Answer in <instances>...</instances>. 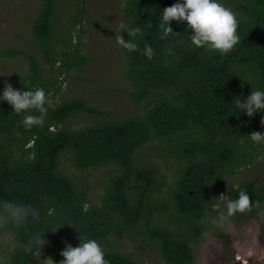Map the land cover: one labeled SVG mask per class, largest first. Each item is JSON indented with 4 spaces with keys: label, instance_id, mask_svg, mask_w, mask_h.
<instances>
[{
    "label": "trees",
    "instance_id": "16d2710c",
    "mask_svg": "<svg viewBox=\"0 0 264 264\" xmlns=\"http://www.w3.org/2000/svg\"><path fill=\"white\" fill-rule=\"evenodd\" d=\"M35 1L30 51L8 46L0 56L25 65L13 88H43L47 112L42 125L26 129L20 123L24 115L40 113L17 114L0 101V199L39 208L41 227L65 223L43 230L41 258L58 264L60 251L66 244L78 246L80 236L81 242L96 240L108 264H143L147 253L165 264H195L207 234L229 250L227 231H207L208 204L235 199L239 190L253 207L231 222L261 219L264 240V184L251 177L233 190L227 183L264 158V144L249 138L264 132V111L248 117L235 107L238 98L264 90V0H226L236 13L240 41L223 54L192 46L186 22L172 21L173 32L160 38L162 9L177 0H125L120 31L136 47L121 45L122 74L138 111L117 118L81 98L55 101L71 73L90 61L85 51L89 0ZM64 157L79 171L108 168L97 201L64 170ZM161 166L170 168V180ZM35 262L23 253L10 260Z\"/></svg>",
    "mask_w": 264,
    "mask_h": 264
},
{
    "label": "rangeland",
    "instance_id": "374dc122",
    "mask_svg": "<svg viewBox=\"0 0 264 264\" xmlns=\"http://www.w3.org/2000/svg\"><path fill=\"white\" fill-rule=\"evenodd\" d=\"M125 0H89L87 3L85 51L90 61L79 71L72 72L61 92L55 98L60 101L81 98L91 105L108 110L112 118L129 115L138 107L128 97L130 86L122 74L124 55L117 37L123 39L121 9ZM232 1V0H230ZM224 4L226 0H221ZM38 3L35 0H0V49L14 47L30 51L29 23L35 18ZM18 59L0 56V78L12 87L25 69ZM79 124H81L79 122ZM67 158L62 160L64 170L87 187L92 201L102 193L107 167L79 171L71 166ZM160 172L171 179L170 168L161 166ZM256 178L264 184V158L229 176L228 187L243 179ZM157 179H160L157 175ZM229 250L213 235H205L196 250L195 264H264V240L261 238V219L247 218L240 224L231 222ZM124 243V241H122ZM131 245V244H130ZM133 251L136 245L130 246ZM43 259V258H42ZM143 264H165L153 255L144 254ZM38 264V261L35 262ZM40 264H50L44 259Z\"/></svg>",
    "mask_w": 264,
    "mask_h": 264
},
{
    "label": "clouds",
    "instance_id": "9594fccd",
    "mask_svg": "<svg viewBox=\"0 0 264 264\" xmlns=\"http://www.w3.org/2000/svg\"><path fill=\"white\" fill-rule=\"evenodd\" d=\"M172 21L186 22V28L191 29V44L197 48L223 54L229 52L240 41L236 13L226 7L221 0H177L163 8L158 24L161 39L169 37L173 32L170 27ZM117 43L129 50H135L136 47L129 41L125 42L120 35L117 37ZM146 54L151 58V48L146 49ZM0 101H6L17 114L29 113L33 109L40 113L38 116L24 115L20 123L26 129L43 124L47 112L45 105L48 103L43 88L30 89L25 85L24 90H21L5 83L0 90ZM235 107L238 115L243 113L248 117L264 111V90L259 88L252 90L243 101L238 98ZM260 123L264 125V116L261 117ZM249 138L254 144H264V132H252ZM232 188L237 190L239 186L233 185ZM252 207L253 204L244 190H239L235 199L218 203L209 202L206 218L208 233L229 231L232 218L237 214L251 211ZM43 216L42 211L31 204L0 199V264H10L11 257L17 253L35 259L38 264L44 259H49L54 264L50 258H41L40 248L46 241L39 237L43 230L55 231L58 226L65 223L51 228L41 227ZM26 227L32 230L25 236L22 230ZM60 255L63 259L58 264H108L100 244L94 239L81 242L80 236L78 246L66 244Z\"/></svg>",
    "mask_w": 264,
    "mask_h": 264
}]
</instances>
